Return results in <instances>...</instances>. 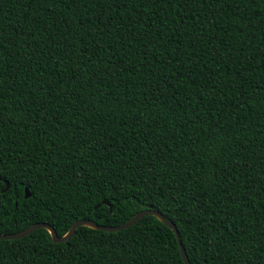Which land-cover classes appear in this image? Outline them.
<instances>
[{
    "label": "trees",
    "instance_id": "trees-1",
    "mask_svg": "<svg viewBox=\"0 0 264 264\" xmlns=\"http://www.w3.org/2000/svg\"><path fill=\"white\" fill-rule=\"evenodd\" d=\"M0 195V233L152 208L191 264H264V0H0ZM0 264L186 263L145 215Z\"/></svg>",
    "mask_w": 264,
    "mask_h": 264
},
{
    "label": "water",
    "instance_id": "water-1",
    "mask_svg": "<svg viewBox=\"0 0 264 264\" xmlns=\"http://www.w3.org/2000/svg\"><path fill=\"white\" fill-rule=\"evenodd\" d=\"M6 183H7L6 187L2 190V192H5L9 187L8 182H6ZM25 191H26L25 197H29L31 194H30L28 187H26ZM0 204H1V195H0ZM145 215L156 216L160 221H162L164 224H166L168 227H170L175 232L176 237H177L178 242H179V245H180V248H181L183 259H184L186 264H191L189 256L187 254V251H186V249L182 243L180 232H179L176 224L172 220L167 219L165 217V215L162 214L160 211L152 209V208L140 210L131 219H129L128 221H126L120 225H104V224H99L98 222H96L92 219H78L71 225L69 231L66 234L60 236L58 234V232L56 231V229L50 223H48V222H36V223L30 225L29 227H27L23 230H20L18 232L0 233V238H2V239L21 238V237H24V236L30 234L31 232H33L37 228H46L50 232L51 238L54 242H62V241H66L69 238H71L72 236H74L77 228L80 226H89V227L94 228V229H100V230H105V231H117V230H121L123 228H127L129 226H132L133 224H135L138 220H140Z\"/></svg>",
    "mask_w": 264,
    "mask_h": 264
}]
</instances>
